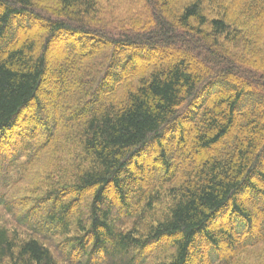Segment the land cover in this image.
<instances>
[{
	"label": "trees",
	"instance_id": "obj_1",
	"mask_svg": "<svg viewBox=\"0 0 264 264\" xmlns=\"http://www.w3.org/2000/svg\"><path fill=\"white\" fill-rule=\"evenodd\" d=\"M12 134L26 163L49 153L51 188L20 211L0 197V264H248L264 244V0H0Z\"/></svg>",
	"mask_w": 264,
	"mask_h": 264
},
{
	"label": "rangeland",
	"instance_id": "obj_2",
	"mask_svg": "<svg viewBox=\"0 0 264 264\" xmlns=\"http://www.w3.org/2000/svg\"><path fill=\"white\" fill-rule=\"evenodd\" d=\"M125 6V3L122 2L119 5L120 10H116L115 13L117 15L122 14ZM191 68L198 71L196 65H192ZM48 81H50L49 77L44 81L45 84H51V81ZM44 140L45 138L42 137L38 143ZM8 141L7 146H4L3 143L0 142V197L4 196L9 207H12L13 210L20 211V206L18 207L17 205L23 204V202L32 203L36 199L41 202L43 201V194L51 188L49 184L44 183V179L50 178L52 175V172H50V160L48 158L50 155L47 151H37L39 158L32 164L26 163L25 160L28 159L27 156L21 157V155L24 154H20L18 157V151H11V153H9L10 149L12 150L21 145L18 134H12ZM30 146L36 147L33 143H30ZM142 186L147 185L142 184ZM13 218L12 215L8 214L4 208L0 206V224L12 228L14 222ZM127 225H129V223H127ZM263 254L264 244L256 246L250 252H247L245 256H243V261L249 264Z\"/></svg>",
	"mask_w": 264,
	"mask_h": 264
}]
</instances>
